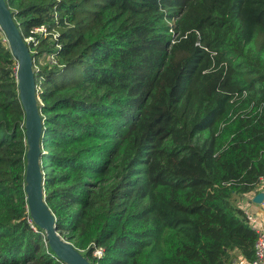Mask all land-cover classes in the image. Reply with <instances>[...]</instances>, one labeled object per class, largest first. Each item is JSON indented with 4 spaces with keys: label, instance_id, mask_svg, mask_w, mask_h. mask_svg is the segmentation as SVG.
<instances>
[{
    "label": "trees",
    "instance_id": "16d2710c",
    "mask_svg": "<svg viewBox=\"0 0 264 264\" xmlns=\"http://www.w3.org/2000/svg\"><path fill=\"white\" fill-rule=\"evenodd\" d=\"M6 2L34 37L62 237L93 264L253 260L240 203L264 180V0ZM17 68L0 28V264H65L29 212Z\"/></svg>",
    "mask_w": 264,
    "mask_h": 264
},
{
    "label": "water",
    "instance_id": "95a60500",
    "mask_svg": "<svg viewBox=\"0 0 264 264\" xmlns=\"http://www.w3.org/2000/svg\"><path fill=\"white\" fill-rule=\"evenodd\" d=\"M0 28L13 58L18 62L19 95L26 114V194L31 218L45 232L49 246L65 264H93L82 251L62 237L56 216L46 202L42 168L44 120L39 105L34 58L6 0H0ZM263 198L264 193H259L253 201L260 204Z\"/></svg>",
    "mask_w": 264,
    "mask_h": 264
},
{
    "label": "built area",
    "instance_id": "2783aa9c",
    "mask_svg": "<svg viewBox=\"0 0 264 264\" xmlns=\"http://www.w3.org/2000/svg\"><path fill=\"white\" fill-rule=\"evenodd\" d=\"M46 32H47V29L45 27L37 28L32 31V33L35 35L36 34H46ZM25 40L30 47V43L34 41V37L31 36ZM34 66H35V62H34ZM259 193H264V180L262 181V184L259 188ZM259 205L261 207L260 214L253 213L247 209L244 210V213H245V216H246V219L249 225L258 235V239H257L256 246H255V258L249 261L245 257L239 256L237 259H235L232 262V264H264V198H263V201ZM102 254H103L102 249H98L95 253V255L98 257H101Z\"/></svg>",
    "mask_w": 264,
    "mask_h": 264
},
{
    "label": "rangeland",
    "instance_id": "374dc122",
    "mask_svg": "<svg viewBox=\"0 0 264 264\" xmlns=\"http://www.w3.org/2000/svg\"><path fill=\"white\" fill-rule=\"evenodd\" d=\"M241 206L243 209H247L253 213H261V207L258 204L250 203V199H242Z\"/></svg>",
    "mask_w": 264,
    "mask_h": 264
},
{
    "label": "crops",
    "instance_id": "0c3cea01",
    "mask_svg": "<svg viewBox=\"0 0 264 264\" xmlns=\"http://www.w3.org/2000/svg\"><path fill=\"white\" fill-rule=\"evenodd\" d=\"M259 194V191H256V192H254V193H251V194H248V195H245L244 196V199H250V203H255L253 200H254V198L257 196ZM255 204H257V203H255ZM259 205V204H258ZM260 206V205H259ZM240 207L242 208V206H241V203H240ZM243 209V208H242ZM243 210H246V209H243ZM258 214H260V213H258Z\"/></svg>",
    "mask_w": 264,
    "mask_h": 264
}]
</instances>
